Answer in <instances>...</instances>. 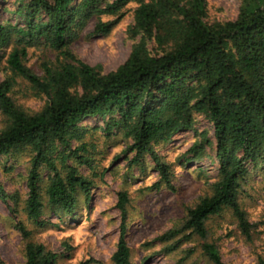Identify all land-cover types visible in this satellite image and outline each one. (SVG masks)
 Returning <instances> with one entry per match:
<instances>
[{
  "label": "trees",
  "instance_id": "obj_1",
  "mask_svg": "<svg viewBox=\"0 0 264 264\" xmlns=\"http://www.w3.org/2000/svg\"><path fill=\"white\" fill-rule=\"evenodd\" d=\"M17 1L12 13L19 22L0 17V68L5 72L0 81V158L27 155L26 217L42 227L47 206L73 214L79 193L88 197L92 187L80 167L93 168L100 142L115 135L126 141L124 153L132 154L128 165L142 164L149 154L159 175L154 187L173 189L172 164L162 161L152 145L194 130L200 115L212 124L213 139L207 129L195 131L182 157L195 161L213 147L218 176L187 208L182 226L159 239L189 234L202 241L210 264H225L207 239L208 222L227 210L242 235L252 240L253 225L240 205L239 188L250 173L264 171V0H239L236 17L227 20H211L207 0ZM130 1L136 6L126 31L135 41L126 59L103 72L78 58L70 46L77 31L92 16L115 14ZM5 2L0 0V9H6ZM112 26L99 21L94 31L106 34ZM37 43L53 56L40 62V73L26 63L29 46ZM19 79L40 96L36 110L16 100ZM88 119L101 124L88 126ZM43 171L45 186L40 184ZM6 197L0 182V198ZM128 201L126 190L117 193L121 225L113 264H134L125 240ZM18 228L28 239L23 264H57V253L32 241L21 222ZM97 263L87 258L77 264ZM0 264H6L1 256ZM258 264H264V257H258Z\"/></svg>",
  "mask_w": 264,
  "mask_h": 264
},
{
  "label": "rangeland",
  "instance_id": "obj_2",
  "mask_svg": "<svg viewBox=\"0 0 264 264\" xmlns=\"http://www.w3.org/2000/svg\"><path fill=\"white\" fill-rule=\"evenodd\" d=\"M207 1L211 20L236 17L239 0ZM17 2L6 0V9H0V17L19 22V18L12 13ZM135 6L136 2L130 1L115 14L92 16L84 29L73 36L72 51L82 61L99 67L103 72L114 70L126 59L135 41L126 31L133 22ZM99 21L113 22L109 33L94 31V25ZM44 47L43 43H37L29 46L28 50L26 63L38 73L40 62L53 57ZM4 76L5 72L0 68V81ZM14 95L18 103L30 110H36L41 105L40 96L22 79L17 81ZM1 123L0 114V127ZM85 124L95 126L101 121L88 119ZM194 128L176 134L168 142L152 145L162 161L172 164L173 189L163 184L154 187L159 175L149 154L142 164L128 165L132 154L124 153L126 141L115 135L104 143L100 142L103 156L101 151H96L97 162L93 168L89 169L86 165L80 167L81 172L92 181L88 197L84 192L79 193L78 205L70 215L45 207L42 218L47 223L42 227L30 221L23 210V199L27 196L24 180L29 166L27 155L0 158V182L7 196L0 198L2 259L6 264L24 263L23 247L28 239L25 240L18 228L21 222L30 230L32 241L42 243L58 254L57 264H77L87 258H93L97 264H113L111 255L116 248L121 225L117 193L126 190L129 201L126 205L125 240L134 264H210L201 249L202 241L196 237L183 233L169 240L159 239L171 228L182 226L187 208L194 206L198 198L209 191V185L218 176L219 161L213 147H207L204 155L195 161L183 159L182 155L196 138L195 131L207 129L213 139L212 124L203 116H196ZM4 168L8 171L5 172ZM46 173H42L41 186L48 182ZM249 178L239 192L240 205L253 225L252 240L242 235L227 210L222 215L213 216L207 225V239L216 245L225 264H258V257H264V171L260 169L250 173ZM17 196L20 200L16 203L11 197Z\"/></svg>",
  "mask_w": 264,
  "mask_h": 264
}]
</instances>
